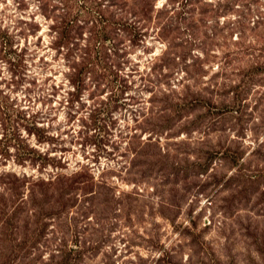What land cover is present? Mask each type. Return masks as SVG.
Masks as SVG:
<instances>
[{
	"label": "rangeland",
	"instance_id": "rangeland-1",
	"mask_svg": "<svg viewBox=\"0 0 264 264\" xmlns=\"http://www.w3.org/2000/svg\"><path fill=\"white\" fill-rule=\"evenodd\" d=\"M193 1L0 0V264H264V0Z\"/></svg>",
	"mask_w": 264,
	"mask_h": 264
},
{
	"label": "trees",
	"instance_id": "trees-1",
	"mask_svg": "<svg viewBox=\"0 0 264 264\" xmlns=\"http://www.w3.org/2000/svg\"><path fill=\"white\" fill-rule=\"evenodd\" d=\"M153 1L154 0H139V2H137V3L135 2L131 5H129L127 2L123 3L122 5L124 7L129 6V8L132 12H133V10H138L137 12L133 13L134 16L140 17L139 18L140 20H142L141 18H143V20H147V18H149V16H150L149 14L151 13V11H153V4H152V10H151V3ZM168 1H169V4H171L173 6L172 8H174V5L179 2V0L177 2L172 1V0H168ZM180 1H181V3L178 5L179 11L184 10L185 8H187V6H193L194 7V6H196L197 2H200V1H193V0H180ZM122 2H123V0H122ZM172 10H174V9H172ZM168 11L169 10H165L164 12L159 11L158 13L160 15V14L168 13ZM158 19H161V18H158ZM71 22H72V19H70L68 22H66L64 25L65 27L57 33L59 35V41L60 42L62 40H65V42H67V37L69 36V33H70L69 28H73V25ZM123 25H126V28H129L130 29L129 31H132L135 34H139V32H140V30L138 29V27L136 26V23L134 21H131V23H129V24H127V22L126 23L124 22ZM86 69H87V65H82V67L80 68L79 74L83 76L85 74ZM88 73H90V71ZM77 75H76V77L80 76V75H78V76ZM5 264H9V263H5ZM59 264H66V263L62 262Z\"/></svg>",
	"mask_w": 264,
	"mask_h": 264
}]
</instances>
